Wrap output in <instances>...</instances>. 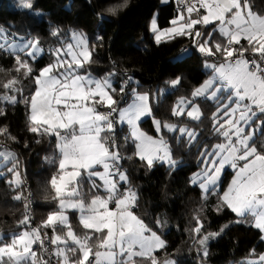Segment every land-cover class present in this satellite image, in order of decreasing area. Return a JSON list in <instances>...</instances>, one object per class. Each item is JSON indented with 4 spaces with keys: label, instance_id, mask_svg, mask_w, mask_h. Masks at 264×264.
Instances as JSON below:
<instances>
[{
    "label": "snow or ice",
    "instance_id": "6c2138e0",
    "mask_svg": "<svg viewBox=\"0 0 264 264\" xmlns=\"http://www.w3.org/2000/svg\"><path fill=\"white\" fill-rule=\"evenodd\" d=\"M127 4L128 0H124L118 8L123 9ZM177 4L182 7L171 21L172 27L160 30L153 18L150 31L157 43L163 35L173 39L190 37L193 47L205 57L204 66L210 75L190 93L192 99L187 103L186 98L179 99L172 115H186L192 121H200L202 112L196 106L197 98L215 104L211 121L217 142L200 146L198 165L202 164L203 168L191 177L190 182H199L205 196L210 195L222 169L229 165L235 175L219 197L216 210H230L242 218L237 223L248 222L264 241V142L256 143L257 134L264 136V14L253 10L251 0H177ZM19 7L31 9L33 0H19ZM117 10V7L106 9L112 15ZM59 33L60 29H53L51 35L56 37ZM70 37L69 42H61L60 46L50 50L52 62L39 69L38 74L32 61L41 52L39 40L32 38L23 42L19 51L25 58L15 57L14 70L16 73L22 71L23 77L34 83L35 90L30 96L22 97V88H12L22 84L19 76L4 84L5 89L12 88L13 92L21 94L22 102L29 108L28 131L55 136L60 155L57 174L50 180L55 192L53 198L58 201L57 210L50 212L39 228L26 229L14 234L10 242L0 243V264H4L5 255L10 264H50L32 250L36 242L44 246L40 228L49 227L53 229L50 242L57 246L50 255L57 257V264H137L134 259L137 257L148 260L149 264H160L154 252L164 249L166 242L135 215L133 209L137 206L138 193L131 187L127 172L122 171L121 161L138 159L149 169L156 162L166 163L170 169L176 166L169 141L163 136L154 138L141 130L139 122L143 118L152 117L156 133H173L172 138L186 143L189 149L198 141L199 134L186 123L157 120L151 107V94L141 93L137 88H131L132 103L120 107L117 93L121 96L127 93L132 77L117 89L111 81L115 73H109L104 79L85 73V64L93 62L92 49L83 34L73 31ZM0 39H7L2 27ZM97 39L102 40V37ZM248 53H251V59ZM212 58L222 59L217 64ZM0 71L8 70L0 67ZM180 83V77L166 81L170 86ZM0 100L13 105L21 102L16 95H3ZM100 108L106 111H100ZM4 114L0 109V115ZM118 123L127 124L130 132L125 141L130 139L134 144L133 153L127 157L121 156L120 144L115 139ZM0 135L15 140L6 128H0ZM0 158L6 163L14 158V154L6 151L0 153ZM14 169L15 165L8 169L15 175V181L10 184H19V173ZM85 175L91 184L89 200L84 198L81 190ZM14 199L19 200L21 196L16 195ZM68 209L79 211L80 224L90 230L82 237L71 229L66 215ZM194 220L193 232L206 257L207 241L216 238L224 229L201 237L203 224L198 215ZM19 224L29 225V217L25 215ZM57 225L68 229L66 235L56 234ZM157 226L162 227V222L157 220ZM3 240L0 236V241ZM69 240L75 247L68 245ZM93 240L98 249L94 253L90 243ZM69 252H79V256L70 260ZM90 255L95 256L94 261L89 259ZM249 255H257V258L246 259L241 264H264V253L256 254L253 249ZM163 264H175V261L165 259Z\"/></svg>",
    "mask_w": 264,
    "mask_h": 264
},
{
    "label": "trees",
    "instance_id": "16d2710c",
    "mask_svg": "<svg viewBox=\"0 0 264 264\" xmlns=\"http://www.w3.org/2000/svg\"><path fill=\"white\" fill-rule=\"evenodd\" d=\"M251 2L254 11L264 14V0ZM123 3L124 0H33L31 9H23L7 8L4 0H0V27L15 34L38 38L43 46L67 40V34L71 31L86 34L93 62L85 64L84 72L95 76H103L106 71L115 73L113 85L117 89L128 77H132L127 93L124 96L117 93L116 98L121 100V104L128 100L131 88H137L141 93L151 94V107L157 120L186 123L194 128L199 139L190 149L186 143L172 138L174 134L161 133L170 143L173 159L177 162L174 168L155 163L149 169L138 159L121 161L122 171L127 172L131 187L138 193L137 206L133 211L166 242L164 249L154 253L159 260L169 258L175 264H239L242 259L250 257L251 250L255 249L256 254L262 252L264 244L259 239V232L247 223L235 222L236 217L229 210L218 212L215 199L217 193L202 198L197 186L188 180V176L200 166L197 156L200 146L205 143L211 146L216 142L211 121L215 104L197 98L196 106L202 112L200 121L189 120L186 116H171L176 101L181 97L192 99L190 92L207 76L208 70L202 67L205 57L193 47L188 36L170 37L159 43L153 40V33L148 28L151 19H156L158 29L170 27L179 8L177 1L160 3L159 0H128L127 6L119 9L118 5ZM108 7H117V13H108ZM96 20L99 21L97 34L102 40H93L91 37ZM53 29H60L58 36L51 35ZM180 51L187 53L175 58ZM212 59L219 64L222 58ZM46 62L47 59L39 58L33 67L39 70ZM0 67L8 70L0 71V96L16 95L21 100L14 105L0 100V109L5 113L0 115V128H6L11 137H15L12 140L0 135V148H7L14 154L12 160L0 167V236L4 237L0 243H7L22 230L39 228L49 213L57 210V200L53 198L55 192L50 180L57 173L60 154L56 149L55 136H41L28 131L27 106L22 102V97L30 96L34 83L25 79L22 71L16 73L15 56L1 50ZM120 72L122 75L118 77ZM14 76H19L22 84L18 83L12 88H22V97L13 92L12 88H4V84ZM177 77L181 78L179 85L166 84V81ZM99 110L106 111L104 108ZM139 126L147 134L154 135L148 118L141 121ZM125 137L124 127H116L115 139L120 144L122 157L133 153L131 141L126 142ZM262 142L264 136L257 134V145ZM9 165H15L14 170L19 173L18 185L8 181L11 172H5V169ZM230 176L231 172L225 170L219 183L220 191ZM90 189L91 185L87 177H84L81 190L86 200L91 198ZM16 195H20L21 199H14ZM25 215L29 217L30 224L21 226L19 221ZM197 215L203 224L200 236L224 229L220 235L207 242L206 257L202 255L204 250L197 253L193 250L197 240V234L193 232L196 225L194 216ZM67 216L71 229L77 235L82 237L90 231L80 224L76 211H68ZM157 220L162 222V227L157 226ZM66 230L57 225L55 231L57 235L63 236ZM40 231L46 234L48 245L53 250L50 242L53 229L40 228ZM90 243L96 245L95 240ZM37 247L36 242L32 249L40 256ZM92 248L94 252V246ZM67 255L74 261L79 252H69ZM3 260L4 264H10L9 258L3 257ZM146 263L147 260H137V264Z\"/></svg>",
    "mask_w": 264,
    "mask_h": 264
},
{
    "label": "rangeland",
    "instance_id": "374dc122",
    "mask_svg": "<svg viewBox=\"0 0 264 264\" xmlns=\"http://www.w3.org/2000/svg\"><path fill=\"white\" fill-rule=\"evenodd\" d=\"M159 2L160 3H164V0H159ZM4 4L6 5V7L7 8H21V7H19V0H4ZM201 11H203V10H201ZM177 15V14H176ZM185 16H187V14H184ZM193 15H195V14H193ZM176 18V17H175ZM153 19V18H152ZM151 19V20H152ZM151 22V21H150ZM172 27V25L170 26V27H168V28H165V29H160V30H166V29H169V28H171ZM3 28V27H2ZM149 31H150V23H149ZM4 29V33L6 34V36H7V39L6 40H2V39H0V44H2L3 46L2 47H0V50L1 51H3V52H6V53H9L11 56H17V55H19L21 58H25V54L23 53V52H20L19 51V48L20 47H22V45H23V42L24 41H26V40H28V39H32V38H34V37H31V36H28V35H22V34H15L13 31H11V30H9V29H7V28H3ZM93 34L91 35V37H92V39L93 40H96L97 39V37H98V31H99V21L98 20H96L95 21V23H94V27H93ZM71 32H73V31H71ZM71 32H69L68 34H67V36H68V38H67V40H64V41H61V42H69L70 40H71V37H70V33ZM76 32V31H75ZM77 33H81V34H83V36L86 38V40L88 41V37L86 36V34H84V33H82V32H77ZM167 38H170V36L169 35H163L162 37H161V40L162 39H167ZM153 40L154 41H156L155 40V36H154V34H153ZM61 42H60V40L59 41H56L53 45H50V44H47L46 46H43V45H41L40 43H39V47H40V49H41V52L39 53V55L36 57V59L34 60V61H32V63H34L35 61H37V60H39V58H44V59H47V62L45 63V65L43 66V67H45L46 65H48L49 63H51L52 62V59H53V57L49 54L50 53V50H53V49H55V48H57L58 46H60L61 45ZM89 44V43H88ZM11 45H16L17 47L16 48H12L11 47ZM198 51V50H197ZM187 52L186 51H180L176 56H175V58H180V57H182L184 54H186ZM29 59H31V58H29ZM204 62H205V59H203L202 60V67H203V69L204 70H208L207 68H205V66H204ZM42 67V68H43ZM41 69V68H40ZM85 73H89V72H85ZM109 73H111V71H106L105 72V74L103 75V76H95V75H93V74H91L94 78H98V79H104L106 76H108V74ZM36 74H38V70H37V73ZM209 75H210V71L208 70V73H207V76L203 79V81L197 86V87H199L207 78H209ZM111 81H112V83H114V77L113 76H111ZM196 88V87H195ZM194 88V89H195ZM193 89V90H194ZM34 90H35V85H34ZM33 90V91H34ZM192 90V91H193ZM191 91V92H192ZM190 92V93H191ZM190 95V94H189ZM190 98H192L191 96H190ZM179 100H177L176 101V103H175V105H174V107L176 106V104H177V102H178ZM129 103H132V97H131V94H129V97H128V100L125 102V103H122V104H120V107H126ZM186 103H187V100H186ZM173 107V108H174ZM173 110V109H172ZM172 110H171V116H173L172 115ZM186 116V115H185ZM27 117H29V108L27 107ZM176 117V116H175ZM146 118H148L149 119V121H150V124H151V129H152V132H153V134L154 135H151V136H153L154 138H157V139H159L160 138V136H161V133H156L155 132V130H154V125H153V119H152V117H146ZM146 118H143L141 121H143L144 119H146ZM190 120V119H189ZM140 121V122H141ZM139 122V123H140ZM124 127V130H125V133H126V136H129V132H130V129H129V127L127 126V124H116V127L117 128H120V127ZM142 131H144V130H142ZM145 133H147L146 131H144ZM166 132V131H165ZM166 133H168V132H166ZM168 134H173V133H168ZM150 135V134H149ZM176 136H178L179 134L178 133H176L175 134ZM129 141H131L130 139H129ZM217 142V141H216ZM215 142V143H216ZM131 143H132V141H131ZM214 143V144H215ZM213 144V145H214ZM132 145H133V151H134V144L132 143ZM6 151H10L11 153H13L11 150H9V149H7V148H0V153H3V152H6ZM1 159V161H0V167L1 166H3V165H5L6 163H8L9 161H7L6 163L5 162H3V160H2V158H0ZM156 163H160V162H156ZM162 164V163H161ZM146 165V164H145ZM164 166L165 167H169L168 166V164H166V163H164ZM9 168H13V166L12 165H9L8 167H6V171L5 172H9L8 171V169ZM202 168H203V165L201 164L200 166H199V168L197 169V170H195L194 172H192L189 176H188V180H189V183L190 184H192L191 182H190V180H191V177L194 175V174H196V173H198V172H200L201 170H202ZM225 170H228L229 172H231V176H230V178H229V180H228V182H227V184L223 187V189L220 191L219 190V183H220V181H221V178H222V176H223V173H224V171ZM15 172H17V170H14ZM234 175H235V170L234 169H232L229 165H226L225 166V168L224 169H222V171H221V173H220V179L217 181V183H216V185H215V187H214V189L212 190V193L211 194H216L215 195V199H216V204L219 202V197L220 196H222L223 195V193L228 189V187H229V185H230V183H231V181H232V179H233V177H234ZM85 177H87L86 175H85ZM9 179H8V181L10 182V181H15V175H14V173L13 172H11V174H10V176L8 177ZM20 178V177H19ZM97 183H99V181H97ZM12 185H18V184H16V183H11ZM91 185V184H90ZM196 186H197V188H198V190H199V194H200V196L202 197V198H204L205 197V194L202 192V190H201V188L199 187V182H197L196 184H195ZM89 200V199H88ZM57 203H58V201H57ZM114 206V205H113ZM68 211H76V214H77V218H78V220H79V222H80V219H79V217H80V213H79V211H77V210H74V209H68L67 211H66V215H67V212ZM230 211V210H229ZM231 212V211H230ZM232 213V212H231ZM235 217H236V219H235V222H237L238 220H241L242 218H240V217H237L234 213H232ZM241 224H244V223H247V224H249L248 222H240ZM254 228V227H253ZM221 229L222 228H220L218 231H213V232H211V233H218V232H220L221 231ZM31 229H29V231H30ZM257 230V229H256ZM22 231H25V230H22ZM21 231V232H22ZM258 231V230H257ZM66 232H67V230L65 231V233H64V235H66ZM156 232V231H155ZM209 234V233H208ZM208 234H205V235H208ZM205 235H201V237L202 236H205ZM214 238H210L209 240H213ZM259 239H260V234H259ZM208 240V241H209ZM207 241V242H208ZM261 241V240H260ZM263 244H264V241H261ZM68 244H72L71 243V241L69 240L68 241ZM34 245V244H33ZM33 245H32V247H33ZM75 246V245H74ZM92 246H94V250L96 251V250H98L97 249V247H96V245L95 244H93ZM52 247H53V251H54V249L57 247V246H54V245H52ZM93 249V248H92ZM33 251H35L34 249H32ZM100 251H103V249H99ZM160 250V249H159ZM193 250H194V252L195 253H197V252H199V251H201V250H204L202 247H201V245H200V243H199V240L197 239L196 240V242H195V247L193 246ZM94 251V252H95ZM158 251V250H157ZM93 252V253H94ZM155 253V252H154ZM261 253H264V248H263V250H262V252ZM4 257H6V258H8V256L7 255H5ZM257 258V255L256 256H250V257H246V258H244V259H242L241 260V262L242 261H245L246 259H256ZM89 259L90 260H95V256L94 255H90V257H89ZM136 261L137 260H143V259H141V258H134ZM165 259H169V258H165ZM165 259H162V260H159L160 261V264H163V261L165 260ZM172 260V259H171ZM146 261V260H145ZM241 262L239 263V264H241ZM146 264H149V261L147 260V263Z\"/></svg>",
    "mask_w": 264,
    "mask_h": 264
},
{
    "label": "built area",
    "instance_id": "2783aa9c",
    "mask_svg": "<svg viewBox=\"0 0 264 264\" xmlns=\"http://www.w3.org/2000/svg\"><path fill=\"white\" fill-rule=\"evenodd\" d=\"M174 2H176L177 0H172ZM178 7H182V5H178ZM184 14H187L186 12ZM248 58L251 59L252 55H248ZM120 74L122 75V72L118 73L117 76L120 77ZM0 147L1 144H0ZM57 174V173H56ZM42 238L44 239V246L41 247V244L39 242H37V250L40 256H42V259L45 261H49L50 264H57V257L55 255H50V253L53 252V250L50 248V246L48 245V240L46 239V237L42 234Z\"/></svg>",
    "mask_w": 264,
    "mask_h": 264
}]
</instances>
